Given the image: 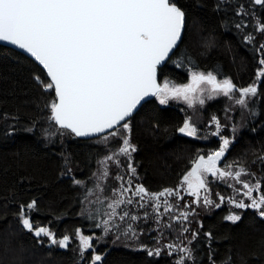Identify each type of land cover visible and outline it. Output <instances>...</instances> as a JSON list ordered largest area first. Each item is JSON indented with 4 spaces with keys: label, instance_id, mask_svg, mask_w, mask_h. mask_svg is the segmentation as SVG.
I'll return each instance as SVG.
<instances>
[{
    "label": "trees",
    "instance_id": "1",
    "mask_svg": "<svg viewBox=\"0 0 264 264\" xmlns=\"http://www.w3.org/2000/svg\"><path fill=\"white\" fill-rule=\"evenodd\" d=\"M172 2L185 12V27L181 42L158 69L159 82L186 84L191 68L231 79L237 88L256 84L248 117L222 160L246 168L249 182L261 180L264 191V77L258 80L256 75L264 67L259 63L264 59V32L259 30L264 24V4L255 0ZM49 82L30 58L0 44V264H90L93 254L101 256L96 264H175L178 258L165 250L149 256L148 251H154L153 235L141 232L138 236V229L134 231L138 238L127 245L114 244L111 236L104 242L99 239L102 206L85 213L83 201L97 186L92 177L99 161L119 148L126 132L119 129L121 136L103 141L108 133L81 139L59 129L47 119L46 105L55 99L53 89L44 88ZM223 107L221 100L207 102L200 117L204 122L210 115L221 118ZM187 117L181 104L160 105L154 97L126 121V135L136 148L131 163L139 184L148 192L176 189L193 158L219 148L220 137L211 136L209 127L200 133L208 136L205 140L179 133ZM107 183L105 195L114 187ZM211 186L216 192H228L223 184ZM33 201L36 206L28 209ZM22 207L34 228L46 226L57 239L70 236L68 247L61 249L46 236L37 237L24 229ZM233 211L241 217L235 223L225 219L232 213L225 204L190 220L187 245L192 259L185 264H264V218L252 208ZM77 228L99 237L93 242L94 251L89 249L83 257Z\"/></svg>",
    "mask_w": 264,
    "mask_h": 264
},
{
    "label": "snow or ice",
    "instance_id": "2",
    "mask_svg": "<svg viewBox=\"0 0 264 264\" xmlns=\"http://www.w3.org/2000/svg\"><path fill=\"white\" fill-rule=\"evenodd\" d=\"M255 3L264 4V0H255ZM184 27L185 12L172 0H0V41L17 45L46 69L50 82L44 88L55 90V99L46 105L50 110L47 119L59 126V129H67L77 137L113 129L116 130L103 137L105 141L110 137L121 136V127L125 131L129 129V124L122 122L145 97L150 96L156 97L160 105L176 100L183 101L191 108L196 103L204 105V94L208 99L221 94L233 99L232 94L238 92L239 98L235 99V103L247 105V98L257 94L255 84L237 88L231 79L218 80L213 72L205 74L190 68V79L186 84H172L168 80L158 82V67L166 62L177 47ZM259 30L264 32V24L260 25ZM259 63L264 65V59ZM256 75L258 80L264 77V67ZM35 79L40 82V77ZM209 124L215 125L216 129L210 135L220 137L219 148L206 156L198 154L193 158L190 170L181 180V185H186L183 190L197 198L194 203L199 202L203 190L205 206L213 203L207 195L209 176L221 180L232 178L241 183L242 175L247 174V169L242 166L229 164L224 168L218 167V162L224 157L231 142L221 135L222 124L215 115ZM177 131L187 137H197L198 134L197 127L188 118L184 119ZM202 138L208 139V136ZM135 151V146L127 136H123L118 150L99 161L104 168L102 176L106 178L109 175L108 162L119 164L120 156L129 157L128 172L134 175L131 153ZM117 179L122 180V177ZM243 189V195L251 202L246 204L243 200L230 199L229 203L240 209H255L259 217L264 218L262 181L257 180L254 184L244 181ZM113 191L116 199L107 204L111 210L106 213L109 219L102 221L106 233L110 231L109 222L117 214L116 209L122 204L133 203L131 198L125 199L126 193L139 197L143 201L140 207L153 202L151 206L157 212L161 206V197L180 196L179 187L150 193L141 184L135 185L133 190L131 181L129 187L121 184ZM253 193L259 195L254 198ZM220 199L223 202L224 198ZM163 204L165 212L173 208L167 199ZM35 206L36 202L33 201L27 208ZM128 216L129 213L124 212L120 218L124 220ZM181 217L186 220L188 213L182 212L177 219ZM131 219L137 220L138 217L131 216ZM225 219L235 223L241 217L230 214ZM20 222L24 229L33 232L35 236H46L52 245H58L61 249L69 245L68 235L57 239L46 226L34 228L23 207ZM96 227H100V224ZM128 232L135 235L131 224L125 234ZM75 236L79 239L82 257L89 249L94 251V236L82 234L79 228L75 230ZM167 247L177 251L173 245ZM178 251L180 256L175 264H185L192 259L189 248L180 247ZM148 255H160V250H149ZM100 260V255L93 254L90 264Z\"/></svg>",
    "mask_w": 264,
    "mask_h": 264
},
{
    "label": "rangeland",
    "instance_id": "3",
    "mask_svg": "<svg viewBox=\"0 0 264 264\" xmlns=\"http://www.w3.org/2000/svg\"><path fill=\"white\" fill-rule=\"evenodd\" d=\"M217 79L223 80L225 78H222V79L217 78ZM252 84H255V83H252ZM232 95L234 97L233 99H229L228 97H225L222 94L217 95L212 99H208L207 95L204 94V99H205L204 105H200L196 103L191 108H189L187 104L184 103L183 101H176V100H170V101L179 103L184 108H186V111L188 113L187 118L190 119L191 122L198 129L197 137H194L197 139V138H202L200 133L203 131L202 129L204 127L211 128L212 130L210 131V133L216 130L215 125L209 124V121L213 115L208 116V120H206L207 122L206 121L204 122L202 120L203 118L200 117V114L204 106L207 104V102L221 100L224 106L223 114L221 118H218L222 124L221 134L223 136H227L226 138H228L230 142L232 143L235 141L234 139L237 133L242 129V126L244 125V122L248 117V112H249L248 104L253 97L251 96L247 98L246 106H240L235 103V99L239 98L238 92H234ZM120 130L122 131V133H124L125 131L122 129V127L120 128ZM125 132L127 134V131ZM224 132H227L226 133L227 135H225ZM126 134H124L123 136H127ZM50 135L52 139L54 136H56L54 131L51 132ZM122 137H120L121 144H122ZM110 138H114V137H110ZM102 140L105 141L103 138ZM112 153H109L108 155H111ZM119 161H120L119 164H117L115 161L108 162L107 169H108L109 175L106 178L102 176V172L104 171V168L100 165V167L98 168L99 170L96 171V173H94L95 175H93L92 177V180L95 181L97 185H99V187L97 186L94 187V189L88 193L87 197L83 201L82 209L85 213H89L93 210L98 209L99 204L100 206H102V210H100V216L98 217L99 222L101 224L102 231H103L102 234L100 235V238L98 236H95L94 234H84V235L95 237L92 243L96 240V238H99L103 240L104 242L106 240L105 238H108L109 236H111L112 238H114L113 239L114 244L127 245L131 243L132 241H135V238H138L141 232H146V234L153 235L151 237V241L153 242V246H151V248L153 250H156V249H159L160 251L165 250L167 253L169 252L173 254V256L179 258L180 253L178 249L180 247L188 248L187 244L191 238V234L188 231L190 224H191L190 220H194L195 216H198L200 213H211L215 208H218L216 207L217 204H219L220 206H223V204H225L231 210L232 212L231 214L237 215L235 211H233L234 208H236L235 205L232 203H229L230 199H234L237 201L243 200L246 204L251 202L247 197L243 195V192L245 191L243 189V182L244 181L249 182L250 180V177L246 174L242 175L241 183H237L232 178H226L225 180H221V179L212 178L211 176H209L207 195L209 196V199L213 201V203L207 206H205L203 203V196L205 195L203 190H201V196L199 198V202L194 203L193 201H196L197 198L195 196L188 195V193H186L183 190V188L186 187V185L182 186L181 183L178 186H176V188L178 187L180 188V196L179 197H176V196L161 197L160 198L161 206L158 212L155 211L153 207L151 206L153 202L150 201L144 207H140L139 204L143 203V201H140L139 197H132L131 193H126L125 199L131 198L133 200V203L132 204H127V203L122 204L116 209L117 214L113 216L109 222L110 231L106 233L104 231V225L102 221L109 219V216L106 215V213H109L111 210L107 208V204L111 203L114 199H116V195L113 190L119 188L121 184H123L124 187H129V181H131V187L133 190L135 189V185L139 184L135 174L129 175V172H128L129 157L120 156ZM226 165H229V164L223 163V160H222L221 164L218 165V167L224 168ZM117 177H122V180L117 179ZM107 182L109 184H113L114 187L112 189L110 188V192L108 195H105L104 190H103V185L104 184L106 185ZM214 183L223 184L224 186L227 187L228 192L227 193H223V192L221 193L218 191L216 192V190H214V188L211 186V184H214ZM155 193H159V192H155ZM258 195L259 193H253L254 198H256ZM221 197L224 198L223 202H221V199H220ZM165 199L168 200L169 204L173 205V208L169 212L164 211L165 206L163 204V201ZM124 212H128L129 216L125 217L124 220H121L120 217L124 214ZM182 212L188 213V217L186 220H184L182 217L177 219L178 217H180V214ZM145 213H147L148 215L145 216ZM131 216H137L138 219L132 220ZM129 224L132 225V228L134 231L135 229L139 230L137 232L138 236H136V233L135 235H133L132 232H128L127 234H125V230L128 228ZM144 225L145 227H142ZM185 229H187V231H185ZM78 243H79V239H78ZM168 245H173L177 249V251H173L172 249L168 248L167 247Z\"/></svg>",
    "mask_w": 264,
    "mask_h": 264
},
{
    "label": "water",
    "instance_id": "4",
    "mask_svg": "<svg viewBox=\"0 0 264 264\" xmlns=\"http://www.w3.org/2000/svg\"><path fill=\"white\" fill-rule=\"evenodd\" d=\"M177 6H178V5H177ZM183 31H184V29H183ZM183 31H182V34H183ZM181 37H182V36H181ZM180 42H181V39L178 41L177 46L179 45ZM0 44H1V45H4V46H7V47H10V48H12V49H14V50H17V51L21 52L22 54H24L25 56H27L28 58H30L35 64H37V65L41 68V70L45 73V75H46V77H47V71H46V69H44L43 66L40 65L39 62L36 61L35 58L31 56V54L27 53V52H26L25 50H23V49H20L17 45H13V44H11V43L8 42V41H0ZM174 50H175V49H174ZM174 50H173V52H174ZM173 52H172V53H173ZM172 53H170L169 58L171 57ZM169 58H168V59H169ZM168 59H167V60H168ZM167 60H166V61H167ZM164 64H165V63H163L161 66H159L158 69H160V67H162ZM47 78H48V80L50 81V78H49V77H47ZM157 79H158V82H159V75H158V73H157ZM159 83H160V82H159ZM53 92H54V95H55V90H54V89H53ZM153 98H154V97H152V96H150V97H145V98L141 101V103H140L139 105H137L136 109L133 110L132 114H131L129 117H127V118L125 119V121H123L122 123L126 122L129 118H131V117L136 113V111L141 107L142 104H144V103L147 102V101H150V99H153ZM58 127H59V126H58ZM68 131H69V130H68ZM110 131H112V130H105L104 133H96V134H92V135H90V136H81V137H78V138H81V139H92V138H96V137H98V136H101V135H103V134H105V133H108V132H110Z\"/></svg>",
    "mask_w": 264,
    "mask_h": 264
}]
</instances>
